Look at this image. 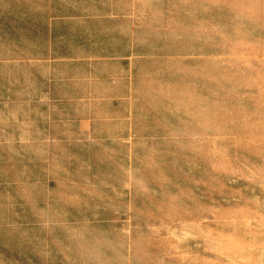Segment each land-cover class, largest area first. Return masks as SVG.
Returning <instances> with one entry per match:
<instances>
[{"label":"rangeland","instance_id":"rangeland-1","mask_svg":"<svg viewBox=\"0 0 264 264\" xmlns=\"http://www.w3.org/2000/svg\"><path fill=\"white\" fill-rule=\"evenodd\" d=\"M233 1L214 30L228 52L177 70L169 101L139 103L131 119H9L24 133L27 195L29 163L46 152L34 143L51 127L58 202L79 205L59 204L52 247L33 207L21 225L0 219V264H49V253L53 264H264V0Z\"/></svg>","mask_w":264,"mask_h":264},{"label":"crops","instance_id":"crops-1","mask_svg":"<svg viewBox=\"0 0 264 264\" xmlns=\"http://www.w3.org/2000/svg\"><path fill=\"white\" fill-rule=\"evenodd\" d=\"M235 6L231 0H0V150L17 151L0 160L2 225H21L23 208L33 207L52 247L59 204L79 205L74 198L58 202L51 127H42L34 143L46 152L29 163L34 194L27 195L24 133L10 128L9 119L25 117L27 109L48 119H131L144 107L139 103L169 101L177 70L228 52L214 49V30ZM77 132L89 134V122ZM46 256L49 264L57 261Z\"/></svg>","mask_w":264,"mask_h":264}]
</instances>
